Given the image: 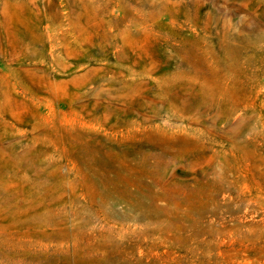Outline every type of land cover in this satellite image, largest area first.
<instances>
[{
    "label": "rangeland",
    "instance_id": "374dc122",
    "mask_svg": "<svg viewBox=\"0 0 264 264\" xmlns=\"http://www.w3.org/2000/svg\"><path fill=\"white\" fill-rule=\"evenodd\" d=\"M0 264H264V0H0Z\"/></svg>",
    "mask_w": 264,
    "mask_h": 264
}]
</instances>
